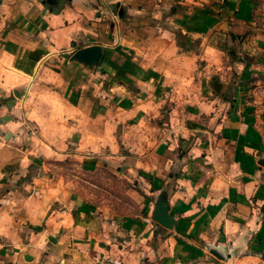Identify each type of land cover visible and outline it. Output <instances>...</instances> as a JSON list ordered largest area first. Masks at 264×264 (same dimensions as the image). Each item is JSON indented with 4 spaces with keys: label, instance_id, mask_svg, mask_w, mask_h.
I'll return each instance as SVG.
<instances>
[{
    "label": "crops",
    "instance_id": "obj_1",
    "mask_svg": "<svg viewBox=\"0 0 264 264\" xmlns=\"http://www.w3.org/2000/svg\"><path fill=\"white\" fill-rule=\"evenodd\" d=\"M263 64L264 0H0V264L261 260ZM67 154L162 198L167 236L73 194Z\"/></svg>",
    "mask_w": 264,
    "mask_h": 264
},
{
    "label": "rangeland",
    "instance_id": "obj_2",
    "mask_svg": "<svg viewBox=\"0 0 264 264\" xmlns=\"http://www.w3.org/2000/svg\"><path fill=\"white\" fill-rule=\"evenodd\" d=\"M249 72H255L256 75L263 74L264 77V64L251 66ZM256 86L260 89L256 103L264 106V78L256 81ZM245 100L246 98L243 101ZM261 115H264V111ZM47 171L51 175L55 174L73 194L90 201L96 207L104 208L109 213L127 218L152 217L154 203L152 195L147 192V187L139 184L134 177L124 175L118 167L99 163L92 156L67 154L53 159ZM156 228L164 229L166 234L160 233V236L165 237L170 229L156 222L154 236ZM234 264H264V257L261 260H248Z\"/></svg>",
    "mask_w": 264,
    "mask_h": 264
},
{
    "label": "water",
    "instance_id": "obj_3",
    "mask_svg": "<svg viewBox=\"0 0 264 264\" xmlns=\"http://www.w3.org/2000/svg\"><path fill=\"white\" fill-rule=\"evenodd\" d=\"M96 50H98L97 46L92 47V51L96 55ZM86 51V50H85ZM85 51H80L81 53ZM75 56H80L78 52L76 53ZM152 219H154L156 222H158L160 225L166 227V228H171L174 222V217L172 215H169L167 212L166 205L164 203V200L162 198H159L155 202L154 206V211L152 213Z\"/></svg>",
    "mask_w": 264,
    "mask_h": 264
},
{
    "label": "trees",
    "instance_id": "obj_4",
    "mask_svg": "<svg viewBox=\"0 0 264 264\" xmlns=\"http://www.w3.org/2000/svg\"><path fill=\"white\" fill-rule=\"evenodd\" d=\"M156 229L157 230L155 231V235L160 234V233L166 234V231L164 229H162V228H156Z\"/></svg>",
    "mask_w": 264,
    "mask_h": 264
}]
</instances>
